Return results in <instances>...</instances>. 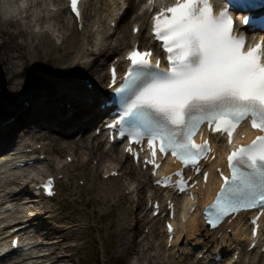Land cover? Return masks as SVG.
I'll use <instances>...</instances> for the list:
<instances>
[{
  "label": "bare ground",
  "instance_id": "bare-ground-1",
  "mask_svg": "<svg viewBox=\"0 0 264 264\" xmlns=\"http://www.w3.org/2000/svg\"><path fill=\"white\" fill-rule=\"evenodd\" d=\"M27 2L26 6L20 7V0H0V85L3 86L0 94V246L11 242L14 228H18L17 235L23 241L34 246L28 253L13 252L1 259L0 264H74L73 255L67 253L66 247L70 229L76 226H58L51 204L44 203L36 197L38 193L32 194L30 190L32 185L39 184L35 175L45 179L60 175L68 178L69 172L84 167L87 159L88 162L90 159L98 161L90 172L91 183L97 179L98 168L102 166L104 186L114 187L113 192L119 195L126 189H133L130 194H135L137 189L133 180L142 177L139 181L140 185L148 187L147 198L164 204L158 217L152 216L153 209L150 214L147 208L142 210L140 223L149 227V236H144L147 243L142 246L135 239H129L128 244L134 245L138 255L131 264H219L215 261L218 255L226 259L220 264H264V241L254 251L248 249L252 239L249 221L256 213L241 214L231 225L209 231L201 212L188 216L195 203L187 207L184 196L154 186L150 171L141 165L136 167L122 149L117 145L110 146L102 135L95 134L108 116V112L100 111L98 106L109 94L110 65L115 63L123 69L125 52L136 42L142 49L154 48L148 31L150 20L146 0L85 2L81 31L78 23H71L73 26L65 23V14H69L65 0ZM50 21L55 24L47 29ZM104 22L106 26L102 25ZM113 22L117 23L115 29L111 26ZM129 23H132L131 32L127 33ZM137 26L140 32L134 35L133 29ZM54 54H58L60 64H63L50 77L52 82L47 90H25V84L20 80L23 77L21 68L29 67L30 62L31 69L35 70L40 56L48 61ZM156 55L159 56L158 51ZM111 57L117 60L109 64ZM99 60L102 62L98 64ZM107 64L108 71L104 74ZM89 78L93 89L88 87ZM242 135L247 137L246 144L254 138L244 129ZM211 139L217 158L204 164L210 171V181L206 187L201 185L194 192L201 211L212 203L220 188L215 170L225 167L226 141L218 136ZM40 142H45L41 152L37 151ZM31 149L36 151L34 160L41 155L46 159L32 169L8 170L16 156ZM55 150L68 153L65 162L59 155H54ZM68 158L74 162L69 164ZM31 159L24 158L23 161ZM178 168L166 161L162 172L171 173ZM115 172L120 179L113 178ZM124 178L128 184L116 188L114 182ZM167 200L176 203V231L171 247H168L165 229L167 218L162 219ZM183 217L186 223L182 222ZM261 224L263 236L264 215ZM25 226L28 227L24 229ZM236 254L238 260L233 261Z\"/></svg>",
  "mask_w": 264,
  "mask_h": 264
},
{
  "label": "snow or ice",
  "instance_id": "snow-or-ice-1",
  "mask_svg": "<svg viewBox=\"0 0 264 264\" xmlns=\"http://www.w3.org/2000/svg\"><path fill=\"white\" fill-rule=\"evenodd\" d=\"M77 5L78 0H71V10L79 17ZM237 5L251 6L250 0H237ZM248 20L244 17L243 23ZM233 30L232 16L226 10L215 15L210 0H175L162 8L153 18L152 33L162 42L168 68L162 70L159 59L153 64L150 50L128 53L130 67L116 89L121 136L127 132L134 143L147 138L150 147L159 140L161 153L171 152L200 173L198 161L211 151L207 140H193L202 124L226 134L229 143L248 117L253 128L264 132V42L245 51L247 38L233 35ZM228 164L231 178L223 177L208 217L213 227L232 213L264 206V136L231 152ZM203 175L207 180V173ZM51 183L45 185L49 194Z\"/></svg>",
  "mask_w": 264,
  "mask_h": 264
},
{
  "label": "rangeland",
  "instance_id": "rangeland-1",
  "mask_svg": "<svg viewBox=\"0 0 264 264\" xmlns=\"http://www.w3.org/2000/svg\"><path fill=\"white\" fill-rule=\"evenodd\" d=\"M65 23L68 26L74 25V23L71 24L69 14H65ZM54 24L55 22L50 21L46 28L49 29ZM131 24L126 25L127 33L131 32ZM102 25L106 26V22ZM102 38L99 37L98 39ZM116 60L115 57H111L108 63L111 64L110 62ZM38 61L35 70L31 69L30 62L29 67L21 68L23 77L20 80L24 82L25 90H47L46 88L52 82L50 77L54 76L55 69L63 64H60L58 54H54L48 61L40 56ZM100 62L102 60H99L98 64ZM107 71L108 64L105 65L104 74H107ZM2 89L3 86L0 85V94ZM76 136H80V134H76ZM38 140L40 139L36 141ZM54 155H59V159L65 162L68 153L55 150ZM86 162L84 167L78 168L75 172V169L72 170L73 172H69L68 178L61 181L60 195L54 203L56 224L58 226H76L70 229L71 232L67 239V253L73 255L74 264H117L118 262L131 264L135 258H138V255L134 245L128 244L129 239H135L134 241L142 246L147 243V240L144 242V236H149V227L140 223L143 217L142 210L147 208L148 187L140 185L139 180L142 177H139L138 180H133L136 182L137 192L135 194H130L133 189H126L119 195L113 192L114 187L109 189L101 182L104 178L102 166L98 168L97 179L91 183L89 181L90 172L98 161L90 159L88 162L87 159ZM34 177L38 181L42 180V176L35 175ZM127 179L114 182V185L116 188L123 184L127 185ZM81 182L84 185H81ZM130 182L132 183V180ZM150 211L147 209L149 214Z\"/></svg>",
  "mask_w": 264,
  "mask_h": 264
},
{
  "label": "trees",
  "instance_id": "trees-1",
  "mask_svg": "<svg viewBox=\"0 0 264 264\" xmlns=\"http://www.w3.org/2000/svg\"><path fill=\"white\" fill-rule=\"evenodd\" d=\"M117 264H124V263H122V262H118Z\"/></svg>",
  "mask_w": 264,
  "mask_h": 264
}]
</instances>
